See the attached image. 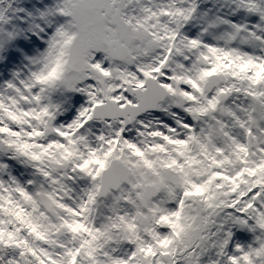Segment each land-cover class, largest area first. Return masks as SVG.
Listing matches in <instances>:
<instances>
[{
	"label": "snow or ice",
	"instance_id": "obj_1",
	"mask_svg": "<svg viewBox=\"0 0 264 264\" xmlns=\"http://www.w3.org/2000/svg\"><path fill=\"white\" fill-rule=\"evenodd\" d=\"M0 264H264V0H0Z\"/></svg>",
	"mask_w": 264,
	"mask_h": 264
}]
</instances>
